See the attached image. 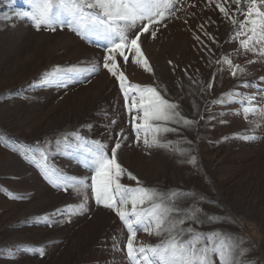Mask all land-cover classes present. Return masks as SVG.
I'll return each instance as SVG.
<instances>
[{
    "label": "rangeland",
    "instance_id": "rangeland-1",
    "mask_svg": "<svg viewBox=\"0 0 264 264\" xmlns=\"http://www.w3.org/2000/svg\"><path fill=\"white\" fill-rule=\"evenodd\" d=\"M177 7L179 18L166 21L155 38L141 35L151 72L131 59L124 63L117 58L130 83L156 87L165 99L178 104L181 116L194 122L190 126L168 122L176 131L159 138L171 142L170 147L146 149L131 129L118 83L102 67V42L82 39L67 27L37 30L27 18L14 15L27 10L25 0H0V189H4L0 190V264H128L126 251L113 249L114 240L126 244L127 230L112 210L97 205L88 189L87 212L70 217L59 213L66 205L78 204L83 194L55 187L13 151L21 144L49 141L48 162L69 177H89L90 184L92 173L77 157L56 151L55 140L79 131L85 139L106 145L110 156L121 129L127 139H121L116 153L126 170L120 183L136 187L138 180L141 186L164 193H193L176 203L182 209H201L198 216L205 222L189 220L183 227L231 234L248 250L244 264H264V127L248 122L257 119L254 116L245 120L236 114L238 101L214 103L230 90L264 96L260 79L264 59L236 54L234 26L215 3L184 0ZM235 7L231 5L232 10ZM225 57L244 67L245 73L233 77ZM250 60L254 62L247 63ZM92 64H99L100 70L81 74L63 87L37 86L42 74L55 66ZM243 81L252 82L251 87H240ZM244 135L257 138H239ZM192 157L195 163H188ZM208 216L219 219L209 222ZM162 239L139 230L135 243L155 245ZM37 248L43 249V256L30 250Z\"/></svg>",
    "mask_w": 264,
    "mask_h": 264
},
{
    "label": "snow or ice",
    "instance_id": "snow-or-ice-1",
    "mask_svg": "<svg viewBox=\"0 0 264 264\" xmlns=\"http://www.w3.org/2000/svg\"><path fill=\"white\" fill-rule=\"evenodd\" d=\"M183 3L184 0H25L27 10L17 11L14 15L21 20L27 18L37 30L44 28L55 31L57 26L67 27L82 39L102 42L105 47L102 67L118 83L137 142L142 140L146 149H167L171 142H162L159 137L176 131L167 126L168 122L189 126L194 122L181 116L177 110L178 104L165 99L156 87L130 83L121 71L117 58H122L124 63L131 59L134 64L151 72L141 48V35L150 33L155 38L159 29L166 26V21L179 18L177 12L181 8L177 5ZM212 3L234 26L231 39L238 42V48L234 50L236 54L252 53L264 59V0H223V3L209 0V6ZM232 4L236 6L234 10L231 9ZM237 14L242 15L243 19H238ZM200 27L203 29L202 25ZM205 35L213 39L206 32ZM195 38L199 40L198 36ZM223 61L229 66L233 77H239L246 71L230 58L225 57ZM253 62L247 61L249 64ZM99 70V64H92L87 68L55 66L42 74L37 86L63 87L66 82L81 74H92ZM260 79L264 80V77ZM251 85L252 82L243 81L240 87L249 88ZM208 87L211 88L212 85L209 84ZM261 91L264 92V89ZM231 101L239 102L240 108L236 114L243 115L245 120L254 116L257 119L248 122L264 127V96L230 90L214 103ZM116 123L114 119L111 121L113 125ZM123 133L124 129L117 133L118 138L110 156L105 151L106 145L98 140L85 139L79 131L66 132L55 140L56 151L77 157L92 173L90 184L89 177H69L48 162L52 150L49 141L35 145L21 144L14 147L13 151L34 164L55 187L65 191L71 189L78 196L83 194L78 204L66 205L64 209L57 210L59 213L70 217L87 212L88 189L97 205L112 210L127 230L126 244L121 246L114 240L113 249L126 251L128 264H244L242 257L248 250L241 248L231 234H223L219 230L199 232L192 227H183L185 221L189 220L195 223L205 222L198 216L201 209L194 206L182 209L176 203L181 198L194 195L193 193L180 190L164 193L146 188L131 173H127L128 177L137 180L138 186L130 187L120 183L119 178L126 170L117 162L116 153L121 146V139H127ZM239 138L255 140L257 137L244 135ZM187 162L195 163V157ZM41 219L48 221L49 218ZM215 219L219 218L207 217L209 222ZM139 230L164 239L155 245L138 246L135 241ZM30 250L44 255L42 248Z\"/></svg>",
    "mask_w": 264,
    "mask_h": 264
}]
</instances>
